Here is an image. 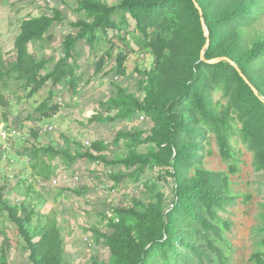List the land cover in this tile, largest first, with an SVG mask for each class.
I'll use <instances>...</instances> for the list:
<instances>
[{
	"label": "trees",
	"instance_id": "16d2710c",
	"mask_svg": "<svg viewBox=\"0 0 264 264\" xmlns=\"http://www.w3.org/2000/svg\"><path fill=\"white\" fill-rule=\"evenodd\" d=\"M74 11L82 17L69 23L76 32L64 36L56 61L39 57L34 48L43 50L53 28L65 21L55 8L52 14L23 19L11 55L5 58L0 51L1 90L21 101L47 89L32 113L14 117L18 126L10 122V102L0 92L6 134L0 144V211L14 227L17 245L23 242L28 264H68L60 211L41 209L27 180L10 171L29 164L31 182L43 189L80 160L103 167L110 190L131 183L135 191L122 205L107 204V210L97 212L96 225L82 228L109 252L106 260L92 256L85 264H236L228 236L232 209L248 196L234 190L231 176L240 171L244 151L252 156L253 171L264 173V0H118L113 5L76 0ZM202 19L210 34L205 59L225 57L234 65L201 60ZM102 41L107 46L98 49ZM81 43L97 56L93 76L110 78L112 86L89 123L141 117L150 121L149 129H119L110 142L96 139L86 146L44 128L61 109L58 88L66 86L72 99L89 84L82 82ZM132 44L152 57L148 69H136L135 91L112 80L129 77ZM27 121L33 125L27 127ZM18 140L22 150L13 154ZM212 141L225 170L205 167ZM119 146L124 157L103 154ZM62 191L83 195L66 187L58 198ZM12 192L16 197L10 199ZM260 207L258 248L244 264H264V202ZM2 235L0 230V264H10L11 242Z\"/></svg>",
	"mask_w": 264,
	"mask_h": 264
},
{
	"label": "rangeland",
	"instance_id": "374dc122",
	"mask_svg": "<svg viewBox=\"0 0 264 264\" xmlns=\"http://www.w3.org/2000/svg\"><path fill=\"white\" fill-rule=\"evenodd\" d=\"M103 1L109 5H113L118 0ZM75 7L76 0H0V51L3 56L7 58L11 55L14 41L23 19L39 14H52V9L55 8L62 12L65 21L53 28L50 32L51 38L44 42L45 48L43 50H40L37 45L34 48L39 50V57L51 58L52 62L56 61L60 54L64 36L70 31L74 34L76 32V30L69 26V23L82 17V15L76 14L74 11ZM106 46V43L102 41L98 44L97 48L99 49L100 47L102 49ZM132 48L135 51L134 53L129 52V60L127 62L129 77L127 79L118 78L117 80L114 77L112 80L121 82V85H129L130 89L135 91L138 89L136 86V69H148L152 63V57L138 52L134 44H132ZM79 51L81 54L79 65L81 66V71L84 72L82 82H89V84L81 86L80 89H82L79 94L74 95L72 99L70 97L72 96L71 91L66 86L58 88L59 96L57 100L60 103L61 109L54 117L53 122L46 125L51 126L52 130L64 132L67 136L82 142L86 146L96 139L110 142L119 129L128 130L134 125L149 129L151 127L150 121H143L141 117L138 121L124 123H89V117L93 114L94 108L98 106L99 101L109 96L112 86L110 85V78L101 81L100 75L93 76L94 63L97 56L93 55L88 45L81 43ZM46 90H42L40 94L31 100L17 101L12 98V93L9 90L0 89V92L3 91L4 96L10 102V111L13 115L10 122L12 124L15 122L14 125L18 124V119L14 120V117L19 116L20 111H24L23 116L32 113L34 108L47 96ZM19 94L22 93L19 92ZM4 109L0 105V115ZM25 125L29 127L33 124L27 121ZM1 127L2 124H0V144H3ZM22 146L23 141L18 140L16 145H14V149H11V152L14 154L17 151H21ZM211 147L213 154L206 158L205 167L213 170H225L226 165L221 162L214 141H212ZM109 148L111 149V147ZM120 148L121 146L117 149L114 148V151H108L103 154L109 157H124L126 152ZM139 150L143 152L146 148L142 146ZM242 160L240 171L236 175L231 176L234 190L248 196L246 203L243 202V198H239L238 204L232 209L233 214L231 219L233 220V226L228 236L235 249L233 259L236 264H244L252 252L258 248L256 241L259 238V234H257L255 228L260 225L261 221L258 216L259 212L262 211L260 205L264 202V173L253 171L250 153L244 151ZM103 171V167H97L94 163L80 160L71 169L67 171L62 170L60 176L53 177L51 182L47 184V188L45 185L42 187L43 189H40V186L36 182H31L32 170L29 164L18 165L10 171L12 174L19 175V178L27 180L28 185L32 187L30 190L33 192L32 200L38 203L41 209L49 210L52 208L57 212L60 211L58 215L61 219L62 237L64 239L65 256L68 264H85L90 262L92 256L105 260L108 258L109 252L107 248L93 242L92 238H90L91 233H85L82 228L96 225L101 219L97 215V212L107 210V204L122 205L125 199H128V197L135 193L134 186L131 183H128L126 187L119 189V191L110 190L104 185L107 177ZM96 176H99L98 178L100 179H96ZM54 180L56 181L55 184ZM10 181L12 184L16 183V178L10 179ZM66 187L77 188L81 190L79 192H83V195L62 191V196L58 198L57 194L59 191ZM14 197H16V194L12 192L9 198L13 199ZM20 199V197L17 198V200ZM3 214L0 211V230L3 232L2 236L8 237L11 242L8 252L10 264H28L26 252L21 250L23 242L20 241V244L17 245L16 239L18 238L14 227L5 219Z\"/></svg>",
	"mask_w": 264,
	"mask_h": 264
},
{
	"label": "water",
	"instance_id": "95a60500",
	"mask_svg": "<svg viewBox=\"0 0 264 264\" xmlns=\"http://www.w3.org/2000/svg\"><path fill=\"white\" fill-rule=\"evenodd\" d=\"M202 26H203L204 35H205V38H206V44L204 45V48H203V50L201 52V60L203 62H206L207 64H215V63H218V62L226 60V61H229L232 65H234V63L232 61H230L228 58H225V57H219V58H215V59H211V60H206L205 59L204 50L209 46L210 34H209V30L207 29L203 19H202ZM247 83H248V81H247ZM252 90L254 91V93L256 95H258V92H257V90L254 87H252Z\"/></svg>",
	"mask_w": 264,
	"mask_h": 264
},
{
	"label": "built area",
	"instance_id": "2783aa9c",
	"mask_svg": "<svg viewBox=\"0 0 264 264\" xmlns=\"http://www.w3.org/2000/svg\"><path fill=\"white\" fill-rule=\"evenodd\" d=\"M141 119H142V118H141ZM45 129H47V130H51V127H50V126H47V127H45ZM1 131L3 132V135H2L3 138H5V137H6V134H5V131L2 130V127H1ZM53 182H54V184L56 183L55 180H54Z\"/></svg>",
	"mask_w": 264,
	"mask_h": 264
}]
</instances>
